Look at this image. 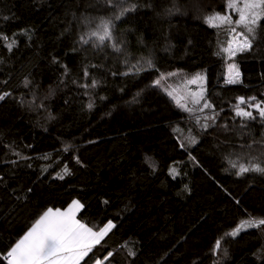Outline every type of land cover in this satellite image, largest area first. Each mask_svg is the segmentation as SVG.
Listing matches in <instances>:
<instances>
[{
	"label": "trees",
	"instance_id": "obj_1",
	"mask_svg": "<svg viewBox=\"0 0 264 264\" xmlns=\"http://www.w3.org/2000/svg\"><path fill=\"white\" fill-rule=\"evenodd\" d=\"M130 3L97 46L79 37L112 16L106 0H0V264L44 211L74 200L94 231L115 225L81 264H264V228L225 236L249 214L264 218V174L236 175L228 162L264 153V118L243 104L256 119L235 114L239 97L264 101V19L234 58L241 82L229 84L204 20L227 0ZM144 60L153 67L123 75ZM199 74L213 108L183 103L189 112L173 92Z\"/></svg>",
	"mask_w": 264,
	"mask_h": 264
},
{
	"label": "snow or ice",
	"instance_id": "obj_2",
	"mask_svg": "<svg viewBox=\"0 0 264 264\" xmlns=\"http://www.w3.org/2000/svg\"><path fill=\"white\" fill-rule=\"evenodd\" d=\"M107 4L113 9V14L108 18H100L96 28L88 34L80 35L79 41L83 44H89L92 38H96L94 43L97 46L102 45L106 40H112L113 21L119 20L122 16L128 12L135 11L137 5L130 3V0H106ZM128 4V7L122 5ZM179 11V9H175ZM227 10H232L237 14V19L233 20L231 14L222 15L219 12H213L204 17L207 24L213 27H219L221 25H233L241 27V31L237 32L236 27H230V34L234 33L232 40L228 41V46L222 49L223 53H227L230 57L236 56L238 52L250 51L252 48L253 40L256 37V30L259 27V22L264 18V0H227ZM7 19V17H4ZM86 23H90L86 21ZM247 33V34H245ZM23 34L27 35V30L23 31ZM15 33L11 42L6 44L9 51L12 50L15 41ZM251 37V38H250ZM9 37L0 33V42L8 41ZM111 47L119 52L120 46L113 41ZM218 52L217 55H220ZM125 64H128L125 61ZM144 65L148 68L153 67L151 60L138 61L136 64L128 65V72L123 75L135 72L139 73L144 69ZM235 65L230 66L231 69ZM87 75V72H85ZM174 75V74H169ZM240 73L237 70L234 77H231L228 83H238ZM161 78L165 77L161 74ZM196 80L189 81V83H195ZM25 86L29 81H24ZM97 81L92 79L90 84L83 85L84 88H95ZM156 86L161 84V79L154 81ZM8 93L0 95V100L4 99ZM171 95V93H169ZM103 99V98H102ZM203 94L193 99L194 105H200L203 100ZM239 103L235 105V114L238 117L248 118L255 120L256 117L252 111L246 110V108L240 105H246L248 108H254L258 110V115L264 118V101H258L256 97H250L246 100L244 97H239ZM177 104H180V100H176ZM186 111L191 112L193 109L188 108L186 104H180ZM87 107L91 109L93 104L90 102ZM213 108V105L208 101H204L202 106L198 109L203 111L204 109ZM214 119L215 117H211ZM208 119V118H206ZM199 122V120L197 121ZM202 127L207 128V123ZM225 127H227L225 125ZM191 143L195 142L194 138H191ZM255 143V142H254ZM184 145L181 144V147ZM251 147V145H249ZM228 159V158H226ZM232 168L237 169L236 175H243L249 172H255L264 174V153L260 156H250L247 163H237V161L228 159ZM154 167V165H153ZM68 169L65 167L64 172L67 173ZM171 171L175 172V169ZM60 179H63V175L57 174ZM83 207L78 200H74L72 204L68 206L65 211H61L59 208H48L42 215L36 219L35 223L26 231V233L10 248L4 257L8 264H81V261L88 257L95 245L99 244L103 237L113 228L115 225L111 220L108 221L98 231H94L93 228L88 227L87 224L81 223L76 219V213ZM247 228H264V218L252 217L249 214V218L242 220L239 225L231 232L225 233V236H236L241 230ZM224 237L217 239L214 243L212 251L214 253L221 250V241ZM226 254V249L224 250ZM264 251V250H262ZM129 255H135V252L129 250ZM112 256L109 252L104 260H108ZM95 264H103V261L96 260Z\"/></svg>",
	"mask_w": 264,
	"mask_h": 264
},
{
	"label": "rangeland",
	"instance_id": "obj_3",
	"mask_svg": "<svg viewBox=\"0 0 264 264\" xmlns=\"http://www.w3.org/2000/svg\"><path fill=\"white\" fill-rule=\"evenodd\" d=\"M221 14L222 15L231 14L233 20L237 19V14L235 12H232V10H227V13L225 12V13H221ZM263 19L264 18L261 19V21L259 22V25L261 24ZM230 27H236L237 28V32L242 30L241 27H238L235 24H233L231 26L225 24V25H221L219 27H213V28H216L218 30V33H219L218 39H216V41H217V49H218L219 52H221V54L228 61L227 66H226L227 68H226V79L225 80L228 81L231 77H234L236 71L238 70L239 73H240L239 81L241 82V79H242L241 78V72H240L239 67H237L238 65L234 61L235 56L234 57H230L227 53H223L222 52V49L228 46L227 42L232 40L233 35H234V33L230 34V32H229V28ZM257 29H259V27ZM256 33H257V30H256ZM245 34H247V33H245ZM231 65H235V67L232 68L231 72H230V66ZM194 79L196 80L195 83H189V81H192ZM192 80H188V81L180 80L179 81L180 82V86L178 88L174 89V92H173L174 95L173 96H175L176 99L180 100V104L186 103V104H190V106H192L193 105V99L198 97L201 93L203 94V97H205V94H204V93H206V81H205L206 77H205V75L204 74H199L195 78H193ZM240 82H238V83H240ZM229 84H236V83H229ZM203 103H204V99L201 100L200 105H202ZM150 151L155 153V154H157V155H159L160 157L163 156L162 151H161V149H159V147L150 148Z\"/></svg>",
	"mask_w": 264,
	"mask_h": 264
},
{
	"label": "crops",
	"instance_id": "obj_4",
	"mask_svg": "<svg viewBox=\"0 0 264 264\" xmlns=\"http://www.w3.org/2000/svg\"><path fill=\"white\" fill-rule=\"evenodd\" d=\"M80 210H81V209H80ZM80 210H79V211H80ZM79 211L76 213V217H77V215H78Z\"/></svg>",
	"mask_w": 264,
	"mask_h": 264
}]
</instances>
